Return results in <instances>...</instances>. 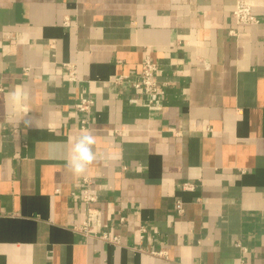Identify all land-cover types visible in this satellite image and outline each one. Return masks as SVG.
I'll return each mask as SVG.
<instances>
[{"label":"crops","instance_id":"crops-1","mask_svg":"<svg viewBox=\"0 0 264 264\" xmlns=\"http://www.w3.org/2000/svg\"><path fill=\"white\" fill-rule=\"evenodd\" d=\"M234 2L0 0V264H264V0L252 26ZM147 54L157 110L115 82ZM85 132L97 158L77 176ZM84 179L101 212L88 235Z\"/></svg>","mask_w":264,"mask_h":264},{"label":"built area","instance_id":"built-area-1","mask_svg":"<svg viewBox=\"0 0 264 264\" xmlns=\"http://www.w3.org/2000/svg\"><path fill=\"white\" fill-rule=\"evenodd\" d=\"M231 16L236 21V23L240 25L252 26L258 24L259 22V19L252 12L250 0H235ZM65 68L68 78L70 80H75V65L66 64ZM157 71L158 65L153 61L150 54H147L141 63L140 72L134 76H118L115 79V82L120 84H128L129 87L135 92L145 96V105L149 110H157L161 107L164 94L163 85L158 83L156 79ZM93 105L94 100L90 96H80L78 102L75 104V109L83 116L80 122V127L82 130H86L90 124ZM193 187L194 186L189 183L182 185L184 190H192ZM81 195L82 201L86 205V217L83 223L75 227V230L84 235H88L89 228H99L101 226V212L94 206L98 202V198L92 193L89 181L86 179H84V182L81 186ZM174 208L178 215H183L185 209L182 201H176ZM119 220L123 223L125 221V217L120 215ZM143 231L144 229L141 228V232ZM99 238L104 242L119 244V239L117 236H111L107 233H103L99 235ZM157 254L161 255L162 252H158Z\"/></svg>","mask_w":264,"mask_h":264},{"label":"clouds","instance_id":"clouds-1","mask_svg":"<svg viewBox=\"0 0 264 264\" xmlns=\"http://www.w3.org/2000/svg\"><path fill=\"white\" fill-rule=\"evenodd\" d=\"M95 143V137L90 132L81 134L73 141L66 160V167L74 175H84L89 165L96 160Z\"/></svg>","mask_w":264,"mask_h":264}]
</instances>
